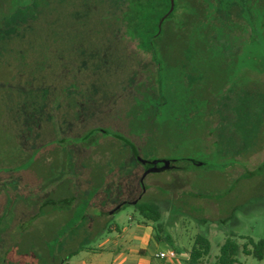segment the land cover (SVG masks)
Returning <instances> with one entry per match:
<instances>
[{
	"label": "rangeland",
	"instance_id": "374dc122",
	"mask_svg": "<svg viewBox=\"0 0 264 264\" xmlns=\"http://www.w3.org/2000/svg\"><path fill=\"white\" fill-rule=\"evenodd\" d=\"M169 4L148 44L125 0H0V175L18 189L0 264H119L138 230L147 260L170 243L182 263L196 236L204 264L264 242V0Z\"/></svg>",
	"mask_w": 264,
	"mask_h": 264
},
{
	"label": "trees",
	"instance_id": "16d2710c",
	"mask_svg": "<svg viewBox=\"0 0 264 264\" xmlns=\"http://www.w3.org/2000/svg\"><path fill=\"white\" fill-rule=\"evenodd\" d=\"M125 1L127 5L129 6L130 9L128 10H131V13H129V17L127 19H125V17L127 16L120 18V25H122L123 27L130 28L132 30L133 28H137V31L143 32V35L145 36V39H144L145 42H147L148 44L155 43L158 40L157 38L161 36L162 32L164 31V30L162 31V29L158 30V26L159 28H162L163 26L165 27L168 26V20H169L170 14L168 12V15H164V13L162 12H165L164 11L165 8H166V11H171L169 0H158L157 3H154L155 0H125ZM147 8L154 10V11L157 10V11L156 13L148 17L147 20L150 21V23L146 21L144 24V16L142 15L145 12V10H147ZM17 30L18 28H15L14 35L10 37H6L2 40L13 38L15 35H17ZM149 55H152V53L150 52ZM35 106L36 104L34 105L33 103L29 106V107H32L30 108L32 112L36 111ZM27 116H29V114H26L23 118L25 119L27 118ZM169 163H165V165H163L162 168L164 167L168 169ZM10 180H14V177L9 176L8 174L0 175V197H2V200L4 202H6L5 207L10 205L9 200H10L12 193L18 190L16 189L14 191V189H12V185L9 182ZM58 203L67 204L68 200L67 199L43 200L41 207L48 205V204L54 206ZM125 205L132 206L134 211L145 222L156 223L160 220V214L158 213L156 206L152 203L122 204L121 207H119V209H116L114 212L121 210L122 207ZM152 240L155 243H157V240H155L154 238ZM246 243H247V246L242 245L240 248L239 246L236 245L233 239L230 238V239L224 240L223 244L219 247L218 256L216 257L215 264H237L236 258L238 255H242L244 257H250L256 261L264 260V242L263 241H259L255 244H253L251 241H247ZM208 251H209V246H208L207 241L203 237L196 236L188 252L187 261L184 262V264H201L202 259L207 257Z\"/></svg>",
	"mask_w": 264,
	"mask_h": 264
},
{
	"label": "crops",
	"instance_id": "0c3cea01",
	"mask_svg": "<svg viewBox=\"0 0 264 264\" xmlns=\"http://www.w3.org/2000/svg\"><path fill=\"white\" fill-rule=\"evenodd\" d=\"M120 207H121V205H120ZM132 220L133 219H130L129 221H132ZM145 226L146 225H144L143 223H140V226H139V224H137V227H139V229H141V227H143L145 230H147V228ZM114 231L116 232V229H114ZM125 236H126V234H125ZM121 237H122V234L121 235L118 234L117 239H120ZM124 239H125V241L122 240V242H123V245L127 246L126 251L128 253L126 254V256H123L121 258L119 264H152V261L155 260L154 259L155 254H159V253L166 254L168 251H172L174 253L175 258L173 260H162L161 262L168 261V264H184V262L187 261L188 252L190 250V249L188 251L186 250L185 259L181 263V262L176 260V256H177L176 245H174V244L172 245L170 243H169V245H167V243H166V248L164 250L160 249L157 245L156 249L152 251V254L150 255V259L147 260L145 258V253H146V249L148 248V245H149L150 240H151V234L148 231L143 232V231L138 230V233H136V231H134V234L127 235ZM135 241L138 242V245H136V246L133 245V243ZM163 241H157V243L160 244V242H163ZM240 256H242V255H240ZM205 259L206 258L202 259L201 264H204ZM155 261H160V260H155ZM237 264H239L238 261H237Z\"/></svg>",
	"mask_w": 264,
	"mask_h": 264
},
{
	"label": "built area",
	"instance_id": "2783aa9c",
	"mask_svg": "<svg viewBox=\"0 0 264 264\" xmlns=\"http://www.w3.org/2000/svg\"><path fill=\"white\" fill-rule=\"evenodd\" d=\"M175 258L174 253L172 251H168L166 254L159 253L154 255L155 260H173Z\"/></svg>",
	"mask_w": 264,
	"mask_h": 264
},
{
	"label": "water",
	"instance_id": "95a60500",
	"mask_svg": "<svg viewBox=\"0 0 264 264\" xmlns=\"http://www.w3.org/2000/svg\"><path fill=\"white\" fill-rule=\"evenodd\" d=\"M163 164L165 165V163H163ZM162 169H166V168L163 167ZM162 169H161V170H162Z\"/></svg>",
	"mask_w": 264,
	"mask_h": 264
},
{
	"label": "flooded vegetation",
	"instance_id": "af4514ba",
	"mask_svg": "<svg viewBox=\"0 0 264 264\" xmlns=\"http://www.w3.org/2000/svg\"><path fill=\"white\" fill-rule=\"evenodd\" d=\"M126 204H128V203L126 202Z\"/></svg>",
	"mask_w": 264,
	"mask_h": 264
}]
</instances>
